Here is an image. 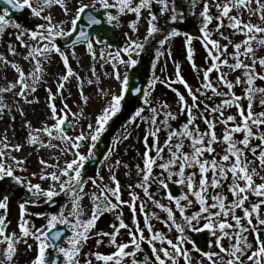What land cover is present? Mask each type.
I'll return each mask as SVG.
<instances>
[{"label":"snow or ice","instance_id":"1","mask_svg":"<svg viewBox=\"0 0 264 264\" xmlns=\"http://www.w3.org/2000/svg\"><path fill=\"white\" fill-rule=\"evenodd\" d=\"M0 4L5 5L0 8V34L9 27L17 29L16 40L20 47L26 49L22 59L32 65V69L26 72L15 59L9 60L8 55L14 58L19 55L13 44L8 45V55L0 53V68L10 66L17 73L15 81H10L6 87H0V115L4 114L5 110H10L4 103L2 94L13 92L17 88L19 89L15 92L19 97L17 103L20 100L33 103L28 97L44 82V64L51 62L53 54H59L66 72L58 76L55 92L51 88L47 89L50 119L54 123L32 128L31 122H27L31 129L27 143L57 148L64 154L71 153L73 157L66 160L63 166H60L58 160L53 165L41 158L40 163L45 169H56L40 174V180L52 182L45 189L40 183L34 184L31 180L16 174L17 169L26 170L24 168L26 160L13 154L22 151L24 145L11 144L6 134L0 139L2 145L0 181L12 178L16 184L26 187L30 193V199L19 205V235L7 231L10 224V221H7L9 197L5 195L0 200V209L4 210V213L0 214V246L6 245L3 255L7 264H12L18 251L16 246L21 242L28 244L29 237L37 242L38 249L32 264H81L82 246L89 239L88 234L95 227L99 216L104 212L116 210L122 204H127L132 210L134 227L125 223L121 211L117 215L118 225H111L112 232L97 233V236L108 237L109 244L116 249L111 254L91 253L90 255L98 262L124 264V259L131 256L132 264H178L179 258H183L185 264H193L190 250L184 247L187 243H193L187 233L206 232L214 238L212 243L219 248V252L201 250L195 244L194 248L207 257L210 264H264V236L261 235L264 232V111L254 110L258 96L260 105L264 106V87H258L256 84L258 80L264 81V71L258 70L264 69V56L257 55L258 51L264 48V0H190L193 9L202 4L199 12L201 17L199 31L207 53L205 58L207 67L204 69L201 70L193 59L194 37L185 34L187 59L194 71L198 73L202 71L200 86L193 88L182 76L180 66L177 65L175 80L153 79L149 84V90L143 91V105L135 110L128 121L137 128L141 123L147 125L143 137L144 166L143 168L140 165L136 166L142 179L136 185H129V188H141L148 201L167 213V218L163 222L170 231L175 230L178 233L175 241L154 230L144 203L139 204V212L144 213V227L140 226L139 220L135 219L137 201L140 197L136 192L130 191V200H122L121 183L111 168L110 180L114 186L102 184L103 177L98 173L95 178H85L84 172L86 163L94 156L93 150L97 142L109 121L121 111L122 101L129 92L128 74L125 73L121 77L119 65L126 68L135 67L138 60L134 57L145 48V43L128 36L122 48L114 52L100 51L101 60L112 62L113 76L121 82V92L111 96V100L96 116L95 124L87 125V132L81 130L76 135H70V130H74L75 124L79 123L78 116H83V109L79 113L71 111L67 103L68 97L64 96L70 78L76 77L80 82V93L85 104L88 97L83 96V79L71 67L69 56L58 40L64 39L65 48L71 46L74 49L78 44H85L93 59H96L94 43L104 44V39L97 36L93 40L89 32L79 27L85 15L89 27L102 23L91 10L100 12V9H103L109 25L114 21L118 23L122 15L135 14L136 19L130 24L132 32L138 31L137 25L144 11H147V34L144 37V41H147L163 31L159 26V16L153 11L156 5H159L160 15L172 13L170 21L173 23L183 17L184 13L177 7L176 0H90L89 3L80 0L75 15L69 22L71 27L68 28L64 26V21L54 22L50 12L45 14L53 5H59L65 15H69L71 9L66 0H0ZM97 5L100 7L97 8ZM26 9L45 23L36 25L34 29H26L11 18L13 11L22 12ZM111 10H115V14ZM253 17L259 22H254ZM225 28L230 30L227 35L223 31ZM178 35L180 32L173 28L160 39L159 43L163 46L169 39ZM237 35L243 37L238 42L233 39ZM229 48L232 49L231 52ZM157 55L163 53L158 52ZM236 72L240 74L230 78L232 73ZM213 73L215 79L212 78ZM87 82L92 84L94 81L89 79ZM157 82L166 84L175 92L179 113H173L167 103L159 107L152 106L149 97ZM173 84L183 85L187 95L173 87ZM237 87H241V94L235 91ZM100 91L107 95L103 89ZM135 92L141 93L142 90L136 88ZM58 97L62 102L60 108L56 104ZM217 97L220 99L215 102ZM233 108L236 110L235 114H226ZM23 114L21 109V115ZM69 114L72 120H69ZM161 115L163 119H160ZM180 115H184L186 119L174 127L171 122L177 120ZM198 121L203 122L204 129H201ZM218 125L222 126L220 133L217 132ZM162 132L166 133L163 143L160 139ZM42 134L47 136V141L41 139ZM129 136L130 133L116 139L114 146L119 144L121 139L127 140ZM54 140L60 141V144H53ZM89 140L91 144L87 153L81 152L82 144ZM114 150L115 147L104 159L107 160ZM9 160L12 163H9ZM115 163L119 165L120 161L117 160ZM155 168L160 169L158 174L154 172ZM36 175L32 173V176ZM89 181L99 189V193L91 194L94 202L92 215L84 221L81 219L83 215L81 201L85 195V185ZM153 184H156L159 190H163L164 198L169 201L168 205L161 203L150 191ZM172 185L179 186V194L171 190ZM61 194L66 195L72 205L68 214L65 215L63 210L67 208L65 204L62 205L61 211L48 218L43 228L30 226V221L25 219L29 203L38 204L41 197L45 203H52L54 198ZM195 206H198V210L189 213V209ZM176 211L179 212L182 222H178ZM241 212L242 215L238 214ZM58 225L70 228L71 235L66 241L63 239L65 233L58 230ZM121 229H129V242H118L117 237ZM145 229L149 236L145 235ZM249 236L253 237L254 242L249 240ZM226 238L230 241L228 247L222 243ZM103 242V239H98L97 246ZM142 243H147L150 248V254L145 256L143 262L136 259V254L143 250ZM28 248L31 249L32 245L28 244ZM129 248L133 251H126ZM85 264H92V260H86ZM199 264H202V261Z\"/></svg>","mask_w":264,"mask_h":264},{"label":"rangeland","instance_id":"2","mask_svg":"<svg viewBox=\"0 0 264 264\" xmlns=\"http://www.w3.org/2000/svg\"><path fill=\"white\" fill-rule=\"evenodd\" d=\"M80 0H66V3L68 7L71 9V12L69 15H65L63 9L59 5H53L51 9H48L47 12H50L51 15L54 18V22L64 21L65 27H71L70 20L75 15V10L79 6ZM84 3H89L90 0H83ZM177 7L183 11L184 15L181 19H179L177 22L173 23L170 21V16L172 15L171 12L160 15L159 13V5H156L153 8V11L159 16V26L162 29H169V32L173 28H175L178 32H180V35L172 37L165 43L163 46L160 45L159 41L160 39H163L165 35L167 34H161L160 37L157 40V44L153 47H149L147 44V41H144V37L147 34V17L148 12L144 11L143 17L140 19L137 28V32H132L130 28V24L132 21L136 19L135 14L128 13L127 15L120 16L119 22L116 21L113 22L112 25H109L106 22V15L104 13L103 9H100V12H96V10H91L95 13H98V18H102L103 22L109 26L112 29L111 35L115 38V40L118 43V48H110L107 45H99L98 43H94V49L97 53V58L93 59L92 55L88 52L86 45H80L76 46L74 49L65 50L66 54L69 56V62L71 67L75 72L79 74V76L83 79V96L88 97L87 104L84 103L83 97L80 93V82L76 77L70 78L69 82L66 85V88L64 90V96L68 97L67 103L71 108L72 112L79 113L81 109H83V116L79 117V123L75 124L74 130H70V135H76L81 130H84L87 132V125L89 123L95 124V118L99 113L102 111V109L108 104V102L111 100V96L113 94H120V92L116 91L117 87H121V82L119 80H116L113 76V67L112 62H105L104 60H101L99 58V53L101 50H104L105 52L108 51H115L119 48H122L127 39L128 36H131L134 39H139L142 42L145 43V48L140 52L138 56H135L138 60V63L135 67L138 66L139 62L142 61L144 58L149 60V83L147 87L145 88V91L149 90V84L153 81L154 78H159V80H168L172 81L176 79L175 73H176V66H180V71L182 76L185 78V80L193 87L197 88L200 86L201 83V77H202V71L196 72L193 70L192 64L187 59V45H186V36L188 26L191 29H194L199 35V39H193L192 41V48L194 50V61L196 65L202 70L205 67H207L206 63V50L202 44L201 36L199 29L201 27V17L199 16V12L201 11L202 4L199 5L196 8H191L190 0H176ZM100 6L97 5V8ZM214 11V10H213ZM195 12L196 14L193 15L192 13ZM115 14V13H114ZM247 14H245V19H247ZM13 20L17 21L15 17L12 18ZM254 22H259L255 17H253ZM18 22V21H17ZM45 23L42 19L34 17L30 10H27V19L24 23H21L23 28L26 29H34L36 25ZM211 27V26H210ZM18 30L9 27L5 30L3 34H0V53H3L5 55H8L7 49L9 44H13L17 48V52L19 55H17L15 58L11 55H8L9 60L15 59L16 62L24 64V70L30 71L32 69V65L28 62L24 61L22 59V55L26 54V49L19 46L15 33ZM225 34H229L230 30L225 28L223 29ZM161 33V32H160ZM128 34V35H126ZM159 34V33H158ZM243 37L237 35L234 36L233 39L235 41H240ZM27 39V38H26ZM58 43L60 46L65 43L64 39L58 40ZM222 43H227V41H222ZM73 51L75 52V55L73 56ZM170 51V55H169ZM229 51L231 52L232 49L229 48ZM162 52L163 55L158 56L157 53ZM258 56H264V48H261L258 53ZM125 58H127L125 56ZM26 65V66H25ZM126 68L124 65H119V71L121 73V77L125 73L129 74L132 68ZM44 75H43V83L37 86V91L35 93H32L29 95V99L33 100V103H30L28 105V110L30 111V118H27L24 115H21V111L18 108L10 109V101L17 100L18 97L15 95V92L19 89L17 88L13 92L4 93V103L8 105V108L10 110H5L4 114L0 115V139H3L4 135L6 134L8 137V141L11 144H21L25 142V130L28 127L27 122H31V126L34 128H41L44 126L45 123L48 125H51L54 123L53 120L50 119V108L48 107V88H51L53 92L56 91V84H57V78L60 75H63L66 72V69L64 67L63 61L59 54H53L51 58V62L44 64ZM93 69L95 70V74H93ZM261 71H264V69H258ZM239 72L232 73L230 78H234L235 75H239ZM7 77V79H5ZM17 78V73L9 66L7 68H0V87H6L10 81H15ZM213 79H215V73H213ZM91 79L94 81L92 84H88V80ZM256 84L258 87H264V81H256ZM173 87L179 89L180 92L187 95L186 90L183 85L181 84H173ZM101 89L104 90V92L107 93V95H104L101 93ZM237 94H241V87H237L235 89ZM211 95V93H209ZM149 99L152 101V106L159 107L163 103H167L170 106V110L173 113H179V107L177 104V96L175 92H173L169 87L166 86L164 83L157 82L155 84L154 89L151 90V95ZM203 99V97H202ZM219 97L215 98V102L219 101ZM259 96L257 97L255 103H254V110L256 112L264 111V106L260 105L259 102ZM212 101H210L211 103ZM245 104L247 101L244 102ZM56 104L58 108L62 107L61 99L58 97L56 100ZM143 105V98L139 102L137 108L141 107ZM136 108V109H137ZM124 109V104L122 102V109L120 112L116 114V116L123 114L122 110ZM135 109V110H136ZM135 110H133V113L127 117L126 120L122 121V124L119 126L116 134L112 137L111 143L109 146L108 151L105 153L99 164H97V168L95 172L92 175H89L87 173V170H84L85 172V178L93 177L95 178L97 176V173L99 176L103 177V181L101 182L104 185L108 186H114L112 184V181L110 180L111 172L109 169H112V172H114L119 179L122 187V195L121 198L124 201L130 200V191L136 192L140 199L137 201V213L135 215V219L139 220L140 226L144 227V213L139 212V204L144 203L145 204V211L149 214V220L152 224L153 228L157 232L163 233L167 238L176 240L178 233L175 230L170 231L167 225L163 222L167 218V213H165L163 210L155 207L150 201L147 200V197H145L143 190L139 187H135L130 189L129 185H136L140 180L142 179L141 175H138L137 165H140L141 168H143V152H144V145H143V137L145 129L147 128L146 124L141 123L140 127L137 128L134 124H129L128 121L130 117L134 114ZM236 110L235 108L230 109L228 113L226 114H235ZM31 114H33L31 116ZM147 114V113H146ZM116 116L112 118V121L108 123L106 126V130L108 129L109 125L115 121ZM14 118V119H13ZM72 116L69 114V120H72ZM160 119H163V115L160 116ZM186 117L184 115H180L179 118L175 121H172L174 127L179 126L185 121ZM200 124L201 129L205 128V125L202 121H198ZM127 126V127H125ZM104 131V132H105ZM222 131V126L217 127V132L220 133ZM130 133V136L127 140L121 139L119 144H115L114 141L118 138L123 137L124 135H128ZM102 136V135H101ZM166 133L162 132L160 135L161 143H163V140L165 139ZM41 138L44 140V136L41 135ZM60 142V141H59ZM91 144V141H85L82 144V147L80 149L81 152L87 153L89 146ZM2 147V145H0ZM115 147V150L112 151L111 156L105 160L104 157L108 155L109 151L112 150ZM219 150V148H218ZM39 152H47L52 157L55 156L56 160L59 162H64L66 160H71L73 157L71 153L64 154L61 151L59 153H55L54 151H49L46 148H40L39 150L30 151V150H24L23 154L21 152H15L13 153L18 158L25 159L26 163L24 165L25 171H19L17 169L16 174L20 175L26 180H31L32 183H40L43 188L47 189V184H51L52 182L50 180H40L39 176L43 172H52L55 171V168H48L43 169L39 166ZM95 152V149L93 150ZM251 158V157H250ZM94 159L91 158L89 161H92ZM119 160L120 164L116 165V161ZM88 161V162H89ZM9 163H12L10 160ZM87 162V163H88ZM258 163V161H257ZM51 164V163H50ZM160 169L155 168L154 172L159 173ZM32 173H36V176H32ZM6 179L0 181V200L3 199V195L1 193V188L5 186ZM12 179V178H11ZM13 182H15L13 180ZM100 182V181H98ZM259 182V180H257ZM18 185V184H17ZM177 186V185H176ZM17 187H23L26 191V196L20 201H14L12 199L8 200V214H7V221H10V224H8L7 231L9 233L16 232L19 235V228L18 223L20 221V203L29 200L30 199V193H28L26 187L18 185ZM179 187V186H178ZM180 189V188H179ZM155 196L156 199L160 200L161 203L168 205L169 201L164 198V192L163 190H159L156 184L152 185V188L150 189ZM84 198L81 201L82 209H83V215L81 216V219L84 221H87L93 211L94 202L91 199V194L93 192L99 193V189H97L90 181L85 185L84 188ZM180 193V192H179ZM231 198V197H230ZM55 199H60L59 201V207L55 211L48 213L44 205L45 200L43 197L39 199L38 204H32L29 203L27 208V213L25 215V219L30 221V226H34V228H43L47 224L48 218L61 211L62 205L66 204V197L64 195H60L58 197H55ZM255 200V197L252 198ZM115 202V201H114ZM174 208V205H172ZM72 205L70 202L67 204V208H64L65 214L71 209ZM198 210V206H195L191 209H189V213L192 211ZM123 212V219L125 220V223L129 224L130 226H133V212L128 207L127 204L120 205L116 210L104 212L102 215L99 216V218L96 221L95 227L91 229L89 232V239L83 244L82 251H81V264H85V261L88 259L92 260V264H103V262H98L95 260V257L93 255H90L91 253L100 252L103 254H111L116 249L114 246L109 244V238L108 237H100L97 236V233L100 232H112L113 228L111 225L117 224V215L119 212ZM175 211V208H174ZM4 210L0 209V214H3ZM155 214L154 216L152 214ZM42 214V215H37ZM242 215L241 213H238ZM156 217H159L157 219ZM176 217L178 222H182L180 220L179 212L176 211ZM60 229L64 228L66 232H68L71 235V230L67 226L64 225H58ZM129 229H121L120 235L117 237L118 242H124L127 243L130 241V237L128 235ZM197 232H189L187 235L190 237V239L193 241L194 237L197 235ZM145 235L149 236L150 234L145 229ZM262 236H264V232L261 233ZM103 239V243L97 246V240ZM214 240L213 237L210 236V250L213 252H219V248H217L212 241ZM249 240L254 242L253 237L249 236ZM28 244L32 245V248H28V244H25L23 242L19 243L16 247L18 249L17 253L15 254L12 264H32L33 259L37 255V242L33 240L31 237L27 238ZM157 247L160 246L159 241L156 242ZM225 247L229 246L230 241L226 238L222 241ZM192 243H187L184 245L185 248L190 250V255L193 260V264H199V262L202 261V264H210V261L207 259V257L203 255H199L194 248L191 245ZM166 246V245H165ZM142 251L138 252L136 254V259L143 262L145 256L150 254V248L147 243H142L141 245ZM6 248V245L0 246V264H7V262L4 260L3 250ZM126 251H133L132 248L126 249ZM132 257H126L124 259V264H132ZM227 259V257H225ZM246 260V258H245ZM178 264H185V261L183 258L178 259Z\"/></svg>","mask_w":264,"mask_h":264},{"label":"water","instance_id":"3","mask_svg":"<svg viewBox=\"0 0 264 264\" xmlns=\"http://www.w3.org/2000/svg\"><path fill=\"white\" fill-rule=\"evenodd\" d=\"M5 7V5L0 4V8ZM14 13V11H13ZM19 13V18L20 20H24L26 17V11H22V12H18ZM87 15L84 16L83 18V22L80 23L79 27L84 29L88 26L87 25ZM98 32V29L95 28H91L89 31V34H91L92 32ZM106 43H109L112 45V43L110 41H106ZM71 47V46H69ZM66 47V48H69ZM63 48H65V45L63 46ZM148 66L145 63V61H143L138 68H136V70L134 72H132L129 75V92L126 94L125 96V106H126V110L125 111V115L124 116H119L117 117L118 120H121L123 118L128 117L132 110L134 109L136 103L141 99L142 95H143V88L145 87V85L147 84V80L145 79L147 77V69ZM139 88L142 90L141 93H136L135 89ZM117 129V124H112L109 128V130L107 132H105V135L103 136V138L100 140V142L97 144V148L98 151L96 152V156L97 159L91 163H89L88 165H86V167L91 168L92 170L95 169V167L97 166L96 164H98V162L100 161L101 157L104 155L103 153H105L108 149V146L110 143V139L111 137L115 134L114 132H116ZM13 185L8 184L7 188L5 190H3L4 194H6L7 196H11L12 194H14L12 197L16 200H20L23 197L24 194V190L23 189H18V190H13ZM171 190L177 194V189L175 188V186H171ZM57 202L51 204V205H47L46 207L48 208L49 211L54 210L55 208H57ZM69 237V234L65 233L64 236V240L67 239ZM206 243H207V236L206 234L201 233L195 241V245L197 247H199L201 250H205L207 251V247H206ZM54 256V253L52 254Z\"/></svg>","mask_w":264,"mask_h":264},{"label":"bare ground","instance_id":"4","mask_svg":"<svg viewBox=\"0 0 264 264\" xmlns=\"http://www.w3.org/2000/svg\"><path fill=\"white\" fill-rule=\"evenodd\" d=\"M53 7V6H52ZM111 11H113L114 13H115V10H111ZM106 15V14H105ZM169 32V29H163V31H161V33H159V34H156L155 36H153V37H151L149 40H147V44H148V46L149 47H153V46H155L156 44H157V40H158V38L160 37V35L161 34H166V33H168ZM147 62H148V64H149V60H147ZM23 68H24V64H22V63H19ZM26 66V65H25ZM117 87V90L116 91H118V92H120L121 91V87L120 86H116ZM17 100H19V97H18V99ZM17 100L15 101V100H12V101H10V109L12 110L14 107L15 108H18L20 111H21V109L23 110V115L24 116H26L27 118H30V111L28 110V105H29V103H25L23 100H20V102L19 103H17ZM33 114H31V116H32ZM112 121V119L110 120V122ZM32 128H34V127H32ZM31 131V129L29 128V127H27L26 128V130H25V134H24V136H25V142L24 143H21V144H23L24 145V148H23V150L22 151H20L21 152V154H23V152H24V150H30V151H37V150H39L40 151V148H41V146L39 145V144H37V145H35V146H33V145H29L28 143H27V136H28V133ZM43 135V134H42ZM44 136V141H47V136H45V135H43ZM42 139V138H41ZM52 143L53 144H60V142L59 141H52ZM42 148H46L47 150H49V151H54L55 153H59L60 152V150L59 149H57V148H50V147H42ZM40 154H39V158H40V160H41V158H43L45 161H48V163H51V164H53V165H55L56 163H57V160H56V158H55V156H53L52 155V157L49 155V153H47V152H39ZM40 160H39V166L40 167H42L43 169H45L44 168V166L43 165H41V163H40ZM59 164H60V166H63L64 165V162H59ZM49 183L47 184V186H46V188H48L49 187ZM62 195H64V194H62ZM65 197H66V204H68V202H69V200H68V197L66 196V195H64ZM70 211V210H69ZM68 211V212H69ZM68 212L65 214V215H67L68 214Z\"/></svg>","mask_w":264,"mask_h":264}]
</instances>
